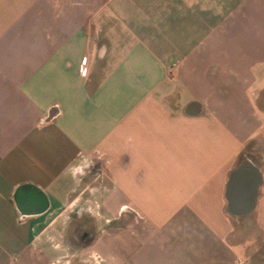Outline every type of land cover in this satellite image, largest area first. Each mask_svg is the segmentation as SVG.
Returning <instances> with one entry per match:
<instances>
[{
    "label": "crops",
    "instance_id": "0c3cea01",
    "mask_svg": "<svg viewBox=\"0 0 264 264\" xmlns=\"http://www.w3.org/2000/svg\"><path fill=\"white\" fill-rule=\"evenodd\" d=\"M251 220L264 0H0V264H247Z\"/></svg>",
    "mask_w": 264,
    "mask_h": 264
},
{
    "label": "rangeland",
    "instance_id": "374dc122",
    "mask_svg": "<svg viewBox=\"0 0 264 264\" xmlns=\"http://www.w3.org/2000/svg\"><path fill=\"white\" fill-rule=\"evenodd\" d=\"M253 223L251 220L246 225H236L230 238L240 242L239 249L247 264H264V231L258 230ZM244 244L248 246L245 248Z\"/></svg>",
    "mask_w": 264,
    "mask_h": 264
},
{
    "label": "built area",
    "instance_id": "2783aa9c",
    "mask_svg": "<svg viewBox=\"0 0 264 264\" xmlns=\"http://www.w3.org/2000/svg\"><path fill=\"white\" fill-rule=\"evenodd\" d=\"M87 62V57H85L84 59H83V63H86Z\"/></svg>",
    "mask_w": 264,
    "mask_h": 264
}]
</instances>
